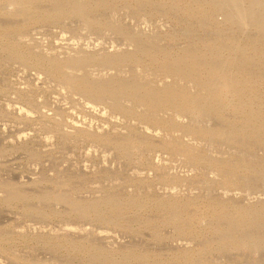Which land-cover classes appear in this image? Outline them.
<instances>
[{
  "label": "rangeland",
  "instance_id": "obj_1",
  "mask_svg": "<svg viewBox=\"0 0 264 264\" xmlns=\"http://www.w3.org/2000/svg\"><path fill=\"white\" fill-rule=\"evenodd\" d=\"M60 1L61 0H35L34 2H28L27 6L21 5L20 8H16L13 5L14 0H0V183L2 184L12 182V185L15 183L17 189L25 194V196L20 199L11 200L5 199V197L3 199V194L1 193L5 194L6 188L4 185L1 186L0 184L2 187H0V264H160V262H151L154 261V259L158 261L167 259L171 260V258L174 256H180L178 253L182 252L178 251L181 249V247H191V249L196 248L201 243V241L200 243H197L196 240L198 241L200 238V240L203 239L204 241L205 236L202 235V233L204 234L205 231H203L204 227L202 225L201 229H199L200 225L194 226L192 231L189 230L191 233L188 232V230H181V228L177 226L179 227L178 229L174 223L167 222L168 220L166 218L168 217L165 212L159 208L160 206H155L153 203H150V201L157 199L160 204V201L167 199V197L171 194H186V192L190 194L194 189H196L194 192H197L198 194H205L202 193L204 190H206L204 192L207 193V190L212 189V194L217 193L214 194V196L219 197H222V194H224V197L227 192L231 191V194L229 193V195H227L230 197L236 196L234 199H238V202L242 200L247 201L249 199H252L253 201L257 197H260L259 200L264 198V188H261L264 186V182H262L264 181V178H262L264 176L263 174L258 175L261 176L263 180L259 178L257 180L258 183L255 182L257 183L255 188L250 192L248 191L241 194L240 189L242 188L239 189L238 184H233L232 187H229L230 190L228 187L226 189H224L225 187L209 188L208 185L204 183L205 181H203L208 177V174L205 176V173L210 172L206 163L200 162L196 163L195 165H193L194 163L187 164V160L181 158L183 156H180L179 153H176L173 150L164 148V146H161L163 144H159L161 139L152 136L154 131H160L157 129L160 126V124L157 123L158 121H153L144 117V115L139 111H134L132 113L118 110L116 111L112 109L111 106H109L106 102L101 100L96 101L90 98L88 99L82 95V93L79 95V92L75 93L72 91V94L71 91L66 89L61 84L60 79L53 75L46 65H43L39 59L42 56H45L46 53L48 54H46V56L54 57V55H57L58 53L59 56L60 53H62L60 50L64 51L71 49L72 46V49L75 48V50L84 48L91 49L93 46L92 49H94V47H98L95 49L99 50V48H102L100 51L106 50V52H108V50L110 52V50L115 49H127L126 46L129 45H127L128 43L125 41L126 38H128L133 33H136L137 35H140V37L142 36L141 38H143L145 37V31L148 32L147 35L154 33V35L156 34L157 36V34H159V38H163L168 32H170L169 34L172 33L175 35L174 39L172 38L173 40H169L170 42L168 41V44L171 45V47L173 45L174 49H179L181 48V45L182 47H185L191 40L192 41L190 42V45L193 43V40H196V38H191V40L189 39L192 37V35L190 37L188 35H184L183 37V34H186V31L189 29H192L191 31L194 33V35L198 36L197 38H205L207 35L213 36L216 32V29L213 27V21L206 20V22L203 19H192V14H190L192 13L190 12L191 6L188 4L190 0H178L177 2L176 0H144V2L143 0H134V2L131 0L132 2L130 3V0H112L111 5L108 4V6L105 5L103 8H96L98 11L93 10L95 13L93 14L92 12L90 17L92 16L94 19L97 15L103 20H113L112 22L118 19V22L115 21L114 23L117 22L119 25L123 24L121 29L126 32H124L125 34L122 33V35L121 33L117 34L113 33L114 31L108 30V25L99 26V24L96 25L90 21L86 25L91 24L93 27L89 25L87 28L83 19H79V17L74 15L72 12L70 13L67 11L65 16L59 15L58 9L55 7L60 4ZM54 3H57V5ZM173 3H176V5H173ZM66 6L67 5L65 4L64 7ZM51 8L55 9L52 10ZM67 8H69V6H67ZM101 9L103 11H101ZM173 13L177 16L173 15ZM181 13L182 15H185L181 17ZM188 13L189 15H186ZM215 14L217 13L213 14V18L215 16V19H218V17H216L217 15ZM93 15L95 16L93 17ZM98 16L96 19H100ZM184 16L186 18H184ZM187 16H190L191 18ZM143 18L146 19L144 20ZM187 18H190L189 21ZM67 19H69L70 22ZM133 19L134 21H132ZM200 20L204 21V23ZM72 22L73 24H71ZM132 22L135 23L133 24ZM137 22L141 27L137 24ZM124 24H126V26ZM162 26L165 27L163 28ZM227 26L229 29H231V31L229 29L228 31L232 32L234 36L236 34L237 36L244 35L245 33H242L240 30V34L238 28L230 23ZM173 28L175 30H173ZM102 30L104 31L102 32ZM183 30H185V32ZM62 31L65 33L64 35L60 33ZM174 31H176V33ZM212 31L215 32L211 34ZM237 31L239 32V35ZM127 32L128 36L125 37L124 35H127ZM162 33L163 35H161ZM4 34L8 35L5 36ZM62 36H64V38ZM122 39L125 40L122 41ZM28 40L30 41L28 42ZM108 42H110V44ZM112 42L113 44L114 42L116 43L113 45ZM175 43L179 44V46ZM186 43L188 44L186 45ZM40 46L42 47L40 48ZM115 46L117 48H115ZM261 46L264 47L263 45ZM34 47H36V49L38 48V50H41L38 51ZM43 49L45 52H48L45 53ZM40 52L44 53L41 54ZM263 61L264 60H262V62ZM127 64L128 66L131 65L129 69H127ZM127 64H121L119 67L110 66L113 71L108 70L107 72H112V74L115 73L114 75H122L121 73H124L125 69L124 74L133 75L136 74V72L138 73L140 70L141 72L138 74L145 72L144 74L142 73L143 75L140 74L142 78L147 72V74L150 72L149 66H147V68L149 67L148 69H146L144 66L143 68L138 66V69L136 64ZM123 66L125 68H123ZM134 66L138 69V71H135L136 68ZM117 67L119 68L118 70H116ZM132 67H134V70ZM114 68L116 72H114ZM258 68L259 67L257 66L255 70ZM130 69L135 72L133 73L132 71L130 73ZM126 71L128 72L126 73ZM148 77L146 76L145 79L147 78L146 80H148ZM155 77H157V75H155ZM165 77L166 76L162 72H159L156 79H161L163 82V80L167 78ZM83 100L86 104L83 102ZM84 105H87L88 107L86 106V108ZM90 107L92 108L90 109ZM70 108L71 110H69ZM102 115H104V117ZM191 116L188 115V118H190L189 120L191 121H199L201 118L205 119H201L202 121H206V117L196 115L198 117L196 120V116ZM188 118L186 117L185 120ZM113 119L115 120L113 121ZM118 119L119 121L121 120V122H119ZM212 120L215 122L214 119ZM202 121H199V123ZM209 121H211V119ZM199 123L197 125L201 124ZM111 125L115 131H122V129L126 130V134H122V132L115 133ZM107 126L108 128H106ZM161 127L163 128L162 125ZM77 128L81 129L82 131H79L75 134L71 133L72 130ZM111 128L112 131L109 132ZM127 134L129 135L128 137L134 141L132 147L129 145L127 148H121L110 139H107V136L109 138H114V135L123 136ZM100 135H104V139L101 138ZM192 136H186L189 138L188 141L186 137H183L186 139V141L185 139L182 141L184 143H188L192 138L196 137L194 135ZM140 140L143 141L141 142ZM203 141L204 140L200 141L202 144L200 150L203 148L202 150L204 151V147H211L210 145H212V143H209L208 140L204 142ZM220 145L222 148L217 149V151L219 150L218 152H222L221 155L228 151H234L240 154L239 149H242V152H245L243 154H247L244 156H247V158L251 159L254 154L256 158L254 159L253 157L252 160H260L262 163H259L264 166L263 141H252L251 146H253V150L249 149L250 151H246L248 150L247 147H234V149H236L235 151L234 149H230L227 144V146L225 144ZM222 145L226 147H223ZM242 152L240 155H243ZM247 152H249V155L251 156H249ZM252 152L254 153L251 154ZM178 168L183 174H179V171L177 170ZM202 169L204 171H202ZM197 170H200L201 172H198ZM78 172L79 174H76ZM243 173L244 170H241V174ZM176 174L183 176V178L180 177L182 180L178 178L179 176L175 177ZM37 177L40 179H37ZM195 177L197 180H194ZM197 177L201 179L198 180L199 178ZM63 179L71 180L67 183H62ZM54 180L57 181L54 182ZM59 180H61L60 183H58ZM190 180L191 183L189 182ZM253 183L254 182H251L252 185ZM39 186L43 189H41ZM194 186L197 187L195 188ZM30 187L32 189L35 187V189H33L34 191ZM23 188H27L29 190ZM186 188L188 189L186 190ZM64 189L65 191H63ZM219 189H222V191ZM38 190L40 192H36ZM67 190L69 191L66 192ZM237 191H239L238 194H235L234 192ZM232 192L234 194H232ZM79 193L81 194L79 195ZM105 193H111L114 195L118 194L117 197H123V199L131 198L130 194H132V196L138 195L140 196V200L144 202L137 206L130 205L128 207H123L120 211V214L123 215V220L121 219V222L119 220L118 223L114 220V218L112 219L113 215L109 213L113 212V210H110L107 207H103L102 209L109 215H107L106 219H102L99 218L94 212L85 214L81 212L71 213V205H69L67 201H61L56 198L58 194H65L69 195L70 198L76 197L78 200H83L85 198L84 200L91 202L97 198L98 195L96 194H100L99 196H101ZM245 193H249L247 194L248 196ZM250 194L252 195L250 196ZM227 195L226 197H228ZM41 199L45 200L41 201ZM37 200L40 202H37ZM52 201L54 202L53 204H51ZM156 207L159 209H156ZM135 217H137V220H135ZM132 219L135 222L132 221ZM138 222L142 223V225ZM181 231H184V234H182ZM64 232H68L69 235L68 233ZM68 237L74 240L79 239L80 237L81 239L87 238L89 241L93 242L96 247L91 244L89 246L91 249H89L87 247H82L81 245L71 244L66 241V238ZM192 239H194L197 244H194V240ZM178 242L180 244H184L185 242L188 244L187 242H189L191 246H187L186 244L181 246ZM194 245L196 246L194 247ZM123 247H127V250H132L129 248L133 247V249L137 250L140 248L141 253L143 252L142 254L148 256L150 260L147 262L145 260L140 261L133 259L131 261L127 260L129 261L128 263H126L124 257H121L122 259L119 260H113V255H115V252L121 253L123 251ZM177 247H180L178 248V251H176ZM127 250L121 255L127 254ZM246 252L249 253L247 254ZM195 253L196 256L204 257L210 261L211 259H218V263L221 264H249L250 262L251 264H264V246H258L256 244L252 245L246 250L244 248L241 249L235 247L221 251L216 249V247H213L211 249H206L205 252L195 251ZM237 260L238 263L235 262ZM170 264L173 263L170 262ZM177 264L181 263L178 262ZM184 264L194 263L190 262Z\"/></svg>",
  "mask_w": 264,
  "mask_h": 264
},
{
  "label": "bare ground",
  "instance_id": "obj_2",
  "mask_svg": "<svg viewBox=\"0 0 264 264\" xmlns=\"http://www.w3.org/2000/svg\"><path fill=\"white\" fill-rule=\"evenodd\" d=\"M34 1L35 0H14L13 5L16 8L17 7L20 8L21 5L27 6L28 2H34ZM177 1L178 0H176V2ZM130 2H132V1L130 0L129 3ZM133 2H134V0H133ZM143 2H144V0H143ZM187 2H189V1H187ZM247 2L248 3L250 2V3L248 4ZM57 3L56 4L54 3V4L57 5ZM65 4L67 6H69V8H67V6L64 7ZM108 4L111 5L112 0H61L60 4L55 8L58 9V12H59L58 14L61 16H65L67 14V11L70 13L72 12L74 15L79 17V19L80 18L83 19V21L85 22L84 24L87 28L89 27V25H91V24L86 25L90 21L93 24H96V25L99 24V26L100 25L101 26L102 25H108L109 26L108 30L114 31L113 33H117V34L121 33L122 34V33L126 32V31L121 29V26L123 24L119 25V23H117L118 19L115 20L112 17L115 21H117L116 23H114L115 21L112 22L113 20L109 21L108 19L103 20L98 15L97 16L100 19H96L97 16L95 19L92 18V16L90 17L93 10H97L98 8H101V7L103 8V7H105V5L108 6ZM146 4H148V3H146ZM146 4H145V6H146ZM188 4L191 6L190 12H192V13H190V12L189 13L192 14V17H193L192 19H198V20L203 19L204 21H206V20L213 21V27H214V29H216V32L214 31L216 34V35L214 34L215 36L214 35L213 36L207 35L205 38H201V37L197 38L198 36L194 35V33L191 31L192 29L191 30L186 29L187 30L186 34H183V37H184V35H188L189 37L192 35V37L189 38L190 40H191V38H193V39L196 38V40L197 39H199V40H197V41L193 40V43L190 45V42L192 41L191 40L190 42H188L189 44L186 43V45L188 44L189 46L187 45L185 47H182V45H181V48H179V49L175 48L174 49L173 45L171 47V45L168 44L169 40L174 39L175 35H173L172 33L169 34L170 32H168V33H166L167 34L166 36H164L163 38L162 37L159 38L158 37L159 34H157V36H156V34L154 35V33L147 35L148 32H146L144 30L145 33L144 32L143 33L145 34V37H143V38H141L142 36L140 37V35H137L136 33H133L131 35L129 33L130 36L128 38H126V40L124 39L128 43L127 45L130 46V47L126 46L127 49L126 48L123 50L115 49V50H110V52L108 50V52H106V50L100 51V49L102 50V48H99V50L95 49L98 47H94V49H92L93 46L91 44V46H92L91 49L90 48H84V49H76L75 50V48L72 49L73 46L71 45L72 46V48L70 47L71 49H67L64 51L60 50V52H62V53H60L59 56H58L59 53L57 55L55 54L56 56L54 55V57L46 56V54H47L46 52H48V51L45 52L43 49V51L46 54H45V56H42L39 54L40 56H42L39 59L43 65H46V67L49 69V71L53 75L57 76L60 79L61 84L66 89L71 91V93H72V91L75 93L79 92V95L82 93V95H84L88 99L90 98V99H93L96 101L101 100L103 102H106L109 106H111L112 109H114L116 111L117 110L118 111H124L127 113L139 111L140 113H142L144 115V117L151 119L153 121H158L157 123L160 124V126L157 129H159L160 131L159 132H157L158 130H156V132L152 131L153 132L152 136L161 139V142H159V144L160 143L163 144L161 146H164V148H168L170 150H173L176 153H179L180 156H183L184 158L183 157H181V158L187 160V164L188 163H194L193 165H195L196 163H200V162L206 163L210 172L207 171L208 173H205V176H206V174H208V177H207V179H204L203 181H205L204 183H206L209 188L225 187L224 189H226L228 187V189L230 190L229 187H232L233 184H238L239 189L242 188V189H240L241 194L244 192H248V191L250 192L252 189L255 188L256 184L258 183L257 180L259 178H261V176H258V175H260V174L264 175V166L259 163L261 161L260 160L259 161L258 160H255V161L252 160L253 157H254V159L256 158V156H254V154H253L255 151L251 153V154H253V157L250 159V158H247V156H244L247 154H243L245 152H242L243 151L242 149L241 150L239 149V151H240V154L242 152L243 155H240L239 153L234 152V151H228L226 153H223V155H221L222 152H218L219 150L217 151V149L222 148L220 144H225V145L227 144L230 147V149H234V147L240 146V147H244V148L247 147L248 150H246V151H250V150H253V146H251L252 141H254V142L255 141H263L264 142V61L262 62V60H264V47L261 46V45L264 46V42H263L264 41L263 40V38H264V0H190V2ZM173 5H176V3L175 4L173 3ZM173 5H172V7H173ZM36 7H38V6H36ZM164 7H165V5H164ZM152 8H155V7H152ZM26 9H28V8H26ZM54 9H52V10H54ZM124 9H126V8H124ZM175 9H176V7H175ZM108 10H110V9H108ZM126 10H128V9H126ZM141 10H142V8H141ZM101 11H103V10L101 9ZM179 11H180V9H179ZM130 12H131V10H130ZM94 13L95 12H93V14ZM189 13L186 15H189ZM214 13H217V14H215V15H217L216 17H218V19L216 18L217 20L215 19V16L213 18ZM104 14H105V12H104ZM122 15H123V13H122ZM164 15H165V13H164ZM173 15H175V14L173 13ZM181 15H182V13H181ZM181 15H178V16H181ZM183 15H185V14H183ZM183 15L181 17H183ZM94 16L95 15H93V17ZM175 16H177V15H175ZM187 17H190V16H187ZM74 18H76V17H74ZM103 18H104V16H103ZM120 18H119V20H120ZM133 18H135V17H133ZM184 18H186V17L184 16ZM48 19H50V18H48ZM177 19H179V18H177ZM189 19H188V21H189ZM67 20H69V19H67ZM125 20H123V21H125ZM183 20H185V19H183ZM132 21H134V19ZM200 21H202V20H200ZM204 21H202V22L204 23ZM69 22H70V20H69ZM148 23H147V25H148ZM229 23L232 25H235L238 28V31L241 30L242 33L245 32L244 35H239V32L237 31L239 36H237V34L234 36L232 34V32H230L231 29H229V27L227 26ZM71 24H73V22ZM126 24H128V23H126ZM126 24H124V25L126 26ZM137 24H138V22H137ZM154 24H156V23H154ZM62 25H65V24H62ZM91 27H93V25H91ZM162 27H160V28H162ZM228 29L230 31H228ZM78 30H80V29H78ZM126 30H128V29H126ZM173 30H175V29L173 28ZM103 31L104 30H102V32ZM111 31H110V33H111ZM183 31L185 32V30H183ZM241 31H240V34H241ZM174 32L176 33V31H174ZM184 32H181V33H184ZM214 32L212 31L211 34H213ZM60 33H62L63 35L65 34V33H63V31ZM202 33H203V30H202ZM126 34L127 35H124L125 37L128 36V32ZM206 34H208V33H206ZM251 34H253V35H251ZM4 35L6 36L8 34H4ZM161 35H163V33ZM37 37H39V36H37ZM62 37L64 38V36H62ZM107 37H108V35H107ZM202 37H204V36H202ZM84 40H85V38H84ZM117 40H118V38H117ZM124 40L122 39V41H124ZM29 41L30 40H28V42ZM86 41H88V40H86ZM100 41H101V39H100ZM41 42H43V41H41ZM71 43H73V42H71ZM108 43L110 44V42H108ZM115 43L116 42H114V44ZM31 44H32V42H31ZM42 44H44V43H42ZM60 44H62V43H60ZM95 44H97V43H95ZM112 44H113V42H112ZM176 45L179 46V44H176ZM121 46H122V44H121ZM41 47L42 46H40V48ZM34 48L36 49V47H34ZM115 48H117V47L115 46ZM36 50H38V48ZM40 50H38V51H40ZM30 51H32V50H30ZM53 51H55V50H53ZM50 52H52V51H50ZM43 53H41V54H43ZM51 54H53V53H51ZM257 59H260V60H257ZM127 63L136 64L137 68H138V66H140V68H143V66H144V67H146V69H148L150 67V72H152V73L149 72V74H152V75L147 74L148 73L147 72L146 73L147 75L146 74L145 75L147 77L148 76L149 77H148V80H146L147 78L145 79V77H146L145 75L143 78L140 75L143 72L138 74L139 72H141L140 70L138 73L136 72V74H133V75L124 74L125 69H124V73H121L122 75H114L115 73L112 74V72L111 73L107 72L108 70L113 71V69H111L110 66H118L119 67L121 64H127ZM147 66H149V67L147 68ZM257 66L259 68L257 70H255V68H257ZM118 67L116 70L119 69ZM127 67H128L127 69H129V67H131V65L128 66V64H127ZM134 67H132L133 70H134ZM123 68H125V67L123 66ZM123 68H121V69H123ZM137 68L135 69V71H138L139 68L138 69ZM114 70H115V68H114ZM116 70L114 72H116ZM133 70L130 69V73ZM121 71H123V70H121ZM128 71H126V73ZM135 71H133V73ZM159 72H162L167 77V78L165 77L166 79L164 78L165 80H163V82L161 79L160 80L156 79L158 77ZM155 75H157V77H155ZM154 77H155V79H154ZM83 102H84V100H83ZM95 105H96V103H95ZM71 107H72V105H71ZM91 108L92 107H90V109ZM105 108H107V107H105ZM69 110H71V108ZM101 114H102V112H101ZM104 115H102V116L104 117ZM188 115H190V116L191 115L192 116L197 115V116H201V117H206V121H202L201 119H203V118H201L199 120V121H202V122H200L201 123L200 124L199 121L189 120L190 118H188ZM117 116H119V115H117ZM197 116H196V120L198 118ZM115 117H116V115H115ZM186 117L188 118L186 120H188L189 122L185 120ZM122 118H123V116H122ZM115 119H113V121ZM210 119H211V121H209ZM212 119H214L215 122H213ZM203 120H205V119H203ZM118 121H119V119H118ZM119 122H121V120ZM198 123L200 125H197ZM64 124H65V122H64ZM161 125L163 126V128L161 127ZM90 126H91V124H90ZM106 128H108V126ZM112 128H113V126H112ZM112 128L109 132L112 131ZM109 129H110V127H109ZM90 130H92V129H90ZM123 130L124 129H122V131L121 130L115 131L113 128V131L115 133L116 132H122V134H126L125 133L126 130H124V131ZM79 131H82V130L77 128V129L72 130L71 133L75 134ZM99 131H102V130H99ZM97 133H98V130H97ZM102 134H103V132H102ZM104 134H106V133H104ZM192 135H194L196 137L192 138L193 137ZM103 136L104 135H100V137L104 139ZM115 136L116 135L113 136L114 138H109L107 136V139H110L117 146H119L121 148H127L129 145H131V147H132L134 141L130 137H128L129 136L128 134L123 135V136L117 135L118 137L117 136L115 137ZM186 136L187 137L192 136L191 137L192 139L188 143H186V142L184 143L182 141L183 139H185L183 137H186ZM69 137H71V136H69ZM75 138H77V137H75ZM188 139L189 138H187V141H188ZM199 140L200 141L208 140L209 143L211 142L213 146L210 145L211 147L208 146L209 148L207 146L204 147V151L202 150L203 148H201V150H202L201 151L200 147L202 144ZM137 141H139V140H137ZM185 141H186V139H185ZM192 141H194V142H192ZM145 143H146V140H145ZM222 146L226 147L224 145H222ZM212 148L215 152L212 150ZM234 150L236 151V149H234ZM247 153L249 155V152H247ZM160 156H162V155H160ZM249 156H251V155H249ZM203 169H202V171H204ZM177 170L179 171V168ZM241 170H244L243 174H241ZM170 171H172V170H170ZM192 172H193V170H192ZM198 172H201V171L199 170ZM174 173H175V171H174ZM180 173H182V172L179 171V174ZM76 174H79V172ZM179 174L178 175L176 174L175 177H178ZM191 175H192V173H191ZM202 175H204V174H202ZM180 177L183 178V176H181V175L178 178H180ZM172 178H174V177H172ZM197 178H199V177H197ZM262 178H264V176ZM37 179H40V178L37 177ZM81 179H82V177H81ZM200 179L201 178H199L198 180H200ZM70 180L63 179L62 183H67ZM174 180H177V179H174ZM194 180H197L196 177ZM56 181L54 180V182H56ZM20 182H22V181H20ZM60 182H61V180H59L58 183H60ZM189 182L191 183V180ZM251 182H254L253 185L251 184ZM255 182H257V183H255ZM262 182H264V181H262ZM11 183H9V182L2 183V184L0 183L1 186L4 185L6 188L5 194L1 193V194H3L2 198L4 199V197H5V199H11V200L23 198L25 196V194L22 191L17 189V187L15 186V183H14V185H12ZM258 187H260V186H258ZM200 188H202V187H200ZM261 188H264V186ZM23 189L29 190L27 188H23ZM33 189H35V187ZM41 189H43V188H41ZM187 189L188 188H186V190ZM228 189H227V191H228ZM194 190H196V189H194ZM194 190H193V192H194ZM211 190H207V193L204 192V191H206V190H204L202 193H205V194H200V193L198 194L197 192L193 193L192 190H191L192 193H190V194H188V192H186V194H183V193L182 194L181 193L171 194L167 197V199L160 201L161 202L160 204L157 201V199H155V198H153L155 200L150 201V203H153L155 206H160L159 208H161L163 210V212H165V214L168 217V218L165 217L168 220L167 222L174 223L176 225V227L179 226L181 228V230H185V231L188 230V232L191 233L192 228L194 226L200 225L199 229H201V225H202L204 227V228L202 227L203 231H205L204 234L200 231L202 233V235L205 236V239H204V241H203V239L200 240V238L198 241L196 240L197 243H200V241H201V243L196 248H192V249H191V247L190 248L189 247L188 248L187 247L182 248L181 246H184V244H186V242L184 244H180L178 242L181 245V246L179 245L181 247V249L178 251V248H180V247H177L176 251L182 252V253H178V254H180V256L179 255L174 256L171 258V260L167 259V260L158 261V260L154 259V261H152L151 263L160 262V264H170V262H172L173 264H177L179 262L181 264L182 263L184 264V263H190L191 262L194 264H221V263H218V259L217 260L211 259V261H210L204 257L196 256L195 251L205 252L206 249H209V248L211 249L213 247H216V249L221 250V251H224L225 249H228V248H235V247L241 248V249L244 248L246 250L254 244H256L258 246L259 245L264 246V198L259 200L260 197L259 198L257 197L258 199L255 198L256 200L254 199L253 201H252V199L251 200L249 199L250 201L249 200H247V201H243V200L240 201L239 200L240 202H238L237 201L238 199L237 200L234 199L236 196H233V197L228 196L231 191H229V192L226 191L227 192L226 195L228 194L227 195L228 197H226V195L223 197L224 194H222V197H219V196H214V194H217V193L212 194ZM219 190L222 191V189H219ZM63 191H65V189ZM68 191L69 190H67L66 192H68ZM208 191H210L211 193ZM36 192H40V191L38 190ZM52 192H53V190H52ZM238 192L239 191L234 192V193L238 194ZM234 193L232 192V194H234ZM80 194L81 193H79V195ZM108 194L105 193V194H102L101 196H99L100 194H96V195H98L97 198L91 202L84 200L85 198L83 200H78V199H76V197L70 198L69 195H65V194H58V196L56 198H58L61 201H67L69 203V205H71L70 206L71 213L72 212H81V213L85 214V213H89V212H94L98 215L99 218H102V219H106L107 215H109L108 213L104 212V210L102 209L103 207H107L108 209L113 210V212H109V213H111L113 215V217L111 216L112 219L114 218V220L118 223H119V220H120V222L123 220L122 219L123 215L120 214V211L122 210L123 207H128L130 205H136L137 206V205H140L144 202V201L140 200V196H138V195L136 196L135 194H133L135 196H132V194H130L131 198H129V199H123V197L122 198L117 197L118 194L117 195H114L111 193L109 195ZM247 194H249V193H247ZM251 195L252 194H250V196ZM124 196H125V194H124ZM42 200H45V199H41V201ZM38 201L39 200H37V202ZM53 203L54 202L52 201L51 204H53ZM44 204H46V203H44ZM38 205H39V203H38ZM50 206H52V205H50ZM117 206L120 208V210ZM44 208H46V207H44ZM157 208L158 207H156V209ZM149 216H151V215H149ZM124 217H125V215H124ZM135 218L134 219L137 220V217H135ZM126 219H127V217H126ZM147 220H148V218H147ZM132 221H134V220L132 219ZM136 223H137V221H136ZM139 224L142 225V223H139ZM179 227H177V228L179 229ZM189 230H191V231H189ZM176 231H177V229H176ZM181 232H182V234H184L183 233L184 231H181ZM54 233H56V232H54ZM64 233H68V232H64ZM50 234H52V233H50ZM68 235H69V233H68ZM197 236H196V238H197ZM201 237L204 238L203 236H201ZM179 238H181V237H179ZM184 240H186V239H184ZM192 240H194V239H192ZM192 240H191V242H192ZM66 241L71 243V244L81 245L82 247L89 248V246L91 244L94 247H96V245H94L93 242L89 241L87 238L81 239V237H80L79 239L74 240V239H71L68 237V238H66ZM189 242H190V240H189ZM189 242H187L188 243V244H186L187 246L188 245L191 246L189 244ZM196 242L194 240V244ZM181 243H183V242H181ZM195 246L196 245H194V247ZM133 248H129L132 250H127V247H123V251L121 253L115 252V255L112 254L113 260L114 259L119 260V259H122L123 257L125 258L126 263H128L129 261H131L133 259L134 260H140V261L145 260L147 262L150 260V258L148 256L142 254L143 252L141 253L140 248H139V250L133 249ZM89 249H91V247ZM126 250H127V254L121 255ZM168 250H170V249H168ZM225 257H226V255H225ZM218 258H220V257H218ZM127 260H129V261H127ZM244 260H246V259H244ZM230 262H231V260H230ZM235 262L238 263V260ZM249 264H251V262Z\"/></svg>",
  "mask_w": 264,
  "mask_h": 264
}]
</instances>
